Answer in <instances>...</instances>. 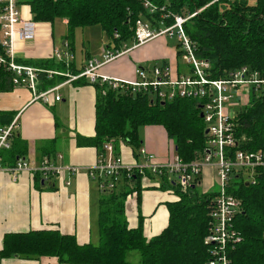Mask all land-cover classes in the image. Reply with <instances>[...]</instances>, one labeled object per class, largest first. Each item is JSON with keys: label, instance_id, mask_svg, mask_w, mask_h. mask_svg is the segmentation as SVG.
<instances>
[{"label": "trees", "instance_id": "1", "mask_svg": "<svg viewBox=\"0 0 264 264\" xmlns=\"http://www.w3.org/2000/svg\"><path fill=\"white\" fill-rule=\"evenodd\" d=\"M151 1L166 6L167 11L173 14L183 15L206 6L212 0ZM28 2L36 21L67 19L71 41L77 28L99 25L110 39L120 44L115 49L133 44L138 18L142 16L155 23L154 18L158 16V13H150L142 0ZM5 5L0 3V12ZM166 22L171 24L172 19L168 18ZM185 31L196 43V55L211 63L212 78L225 77L229 71L244 65L260 71L264 76V0L254 3L248 0L214 2L189 19ZM181 51L178 50L179 57ZM53 64V61H46L42 63V68L51 69L49 67ZM0 70V83L3 81L0 88L11 89V72ZM46 74L41 72L39 79L44 75L46 79ZM55 83L47 80L44 87L51 88ZM94 85L98 89L95 140L100 146V153L106 141L117 142L120 139L127 141L137 153L142 146L140 128L146 125L164 126L177 147L176 152L185 162L194 160L205 150L207 136L199 100L176 97L163 102L153 95L152 90L132 94L130 91L114 90L100 82ZM12 122L9 120L1 126ZM235 122L236 136L239 139L246 136L240 144L241 148L250 151L264 149V105L258 98L253 96L250 104L239 110ZM17 137L14 132L11 148L6 149L10 150V161L15 162L17 157L23 156H17L15 150ZM115 153L119 155L117 150ZM5 161L8 162V159L5 158ZM141 176L138 169H134L131 175L124 171L113 188L100 189L98 243L80 244L74 235L56 229L7 233L0 250L1 256H56L60 263L71 264H208L209 249L205 238L210 203L217 192H200L198 186L184 192L177 182L169 179L168 172L160 175L164 187H174L180 199L168 204L170 217L167 227L149 239L144 235L142 226L130 228L125 214L126 197L137 188L131 184L138 185ZM256 178L253 183L246 180L243 172L235 171L228 188L241 200V211L235 217L234 227L242 237L229 252V264H264V176L260 174ZM102 181L106 185L109 179L102 178ZM133 251L140 256L136 262L128 260V254Z\"/></svg>", "mask_w": 264, "mask_h": 264}, {"label": "crops", "instance_id": "2", "mask_svg": "<svg viewBox=\"0 0 264 264\" xmlns=\"http://www.w3.org/2000/svg\"><path fill=\"white\" fill-rule=\"evenodd\" d=\"M10 1L0 0V3L8 4ZM12 1L19 9L21 18L31 20L35 29L32 40L16 35L13 44L15 60L21 65L41 69L44 66L42 63L53 61L55 64L47 70L55 73L46 74V79L45 75L40 76L38 91L48 89L44 87L47 80L55 81L57 83L53 86H59L55 93L60 94L61 99L51 102L36 99L32 90L25 85L13 84L11 89L2 87L0 127L9 120L17 121L14 131L18 136L14 142L17 156L23 155L38 162L47 157L60 166L73 165L81 169L77 173L64 170L50 178L27 171L15 176L1 170L0 250L7 233L42 229H56L74 235L80 244L98 243L101 190L88 172L97 164L100 155V146L95 140L98 89L87 77L73 79L69 76L78 74L92 59L103 60L107 48L113 49L120 44L110 39L99 25L77 28L71 41L67 19L36 21L28 0ZM171 41L161 36L132 47L114 60L103 63L98 72L135 80L136 70L140 67L148 69L156 64L171 63L181 73L183 67L178 62L177 46ZM140 136L142 146H147L160 160H168L176 153L177 147L162 125L143 126ZM114 146L126 164L136 165L145 161L140 150L138 154L135 153V149L123 139L114 142ZM7 155L10 160L11 153ZM14 163L5 161L4 165ZM170 179L176 183L171 176ZM138 183L139 186L131 184L137 188L126 197L125 214L130 228L142 226L144 235L150 239L167 227L170 217L168 204L178 201L180 196L174 187H164L160 175L149 171L142 174ZM199 184L200 192H210L211 187L218 186L217 170L206 167ZM219 188L220 185L215 192ZM0 264L71 263H60L56 256L26 258L2 257L0 254Z\"/></svg>", "mask_w": 264, "mask_h": 264}, {"label": "built area", "instance_id": "3", "mask_svg": "<svg viewBox=\"0 0 264 264\" xmlns=\"http://www.w3.org/2000/svg\"><path fill=\"white\" fill-rule=\"evenodd\" d=\"M217 2L220 0H212ZM150 13H158L152 22L142 16L135 25L134 41L131 46L123 45L122 49L107 48L103 60L98 58L90 63L78 74L71 78H89L91 83L100 82L114 90L130 91L132 94L141 91H153L163 102L176 97L194 98L199 100V107L203 113L207 146L205 150L190 162L183 161L180 156L173 153L168 160H160L156 153L147 146H142L141 154L145 161L136 165L126 164L121 155L115 153L112 140L103 145L96 165L88 169L91 178L98 182L100 189L113 188L119 181L122 172L131 175L134 169L141 174L150 170L155 175L167 173L175 175L177 183L186 191L198 181L206 167L217 170L220 190L210 203L208 233L205 243L209 249L208 264H229V252L242 240L240 233L234 227V220L241 211V200L228 191L235 171L243 172L246 180L255 183L257 175L264 176V149L250 151L240 147L246 138L236 136L235 118L240 109L250 104L251 95H255L264 105V76L260 71L248 65L231 70L225 77H211V63L209 60L196 55L195 43L186 35L183 26L193 16L201 12L202 8L186 15L173 14L167 11L166 6L156 5L151 0H142ZM168 18L172 23L168 24ZM0 69L12 74L14 85L28 86L35 98L44 102L60 100L61 95L56 94L58 87L38 91L39 74L55 73L52 70L41 69L35 66L21 65L15 60L14 40L16 35L32 40L35 37L34 23L21 18L20 11L11 0L0 12ZM160 36L176 37L180 47L184 50L183 59L189 64L188 69L176 73L170 65H154L151 68H138L137 79H122L100 74L99 67L106 62L114 60L132 47L142 45L149 40ZM58 73V72H57ZM106 93V90H103ZM17 121L0 127V171L6 170L15 176L21 172L40 174L43 178L59 175L64 170L77 173L78 166H60L50 158L34 161L27 157H19L15 164L4 165L1 151L11 148L13 133ZM102 178H108L106 185ZM170 179V177H169Z\"/></svg>", "mask_w": 264, "mask_h": 264}, {"label": "rangeland", "instance_id": "4", "mask_svg": "<svg viewBox=\"0 0 264 264\" xmlns=\"http://www.w3.org/2000/svg\"><path fill=\"white\" fill-rule=\"evenodd\" d=\"M221 1V0H220ZM250 3H254L256 0H248ZM217 2H219V1H217ZM214 2L213 1H211L209 4H207L206 6H209V5H211V4H213ZM206 6H204V7H201L202 8V10L206 7ZM198 9H200V8H198ZM197 10V9H196ZM201 10V11H202ZM194 13H195V11H193ZM189 13H191V12H189ZM189 13H187V14H189ZM200 13V12H199ZM198 13V14H199ZM183 15H186V14H183ZM194 17V16H193ZM192 18V17H191ZM190 18V19H191ZM186 24V23H185ZM183 28H184V30H185V25L183 26ZM185 33H186V31H185ZM186 35H187V33H186ZM188 36V35H187ZM161 37V36H160ZM163 37H166V38H169V37H167V36H163ZM155 39V38H154ZM169 39H172V44H174V46L176 47L178 44H179V42H178V40L176 39V37H173V38H169ZM134 41V40H133ZM150 41V40H149ZM194 42V41H193ZM176 43H177V45H176ZM195 43V42H194ZM195 45H196V43H195ZM177 48V58H178V62H179V64L181 65V67H183V69H182V71L181 72H183V71H186L187 69H188V66H189V64L183 59V54H185L184 53V50H182L181 49V47H180V44H179V47H176ZM178 50H182L181 51V53H182V55L179 57L178 56ZM178 64V65H179ZM159 65V64H158ZM161 65H170L173 69H174V71L176 72V73H178V70L177 69H175V66H173L171 63H167V64H160V66ZM179 74V73H178ZM76 75V74H75ZM69 78H70V76H69ZM80 78V77H79ZM78 79V78H77ZM54 87V86H53ZM56 87H58L59 88V86H56ZM52 88V87H51ZM49 89V88H48ZM45 90H47V89H45ZM44 91V90H43ZM253 96L255 97V95L253 94V95H251V99L253 98ZM251 99H250V102H251ZM245 138H246V136H245ZM113 141V140H112ZM142 147V146H141ZM141 149V148H140ZM10 153V151L9 150H6V149H4L3 151H2V154H3V156H4V158H6V159H8L7 158V154H9ZM141 153V152H140ZM176 154H178L177 152H176ZM8 161H10V160H8ZM147 171H149V172H151L150 170H147ZM204 171V170H203ZM203 173V172H202ZM202 175V174H201ZM201 175L199 176V179H198V181L196 182V183H194L196 186H199V188L201 187V185L199 184L200 183V177H201ZM217 175H218V173H217ZM170 176L171 177H176L175 175H172V174H170ZM219 176V175H218ZM219 178V177H218ZM175 179V178H174ZM176 180V179H175ZM177 182V181H176ZM193 185V184H192ZM192 185H191V187H192ZM219 185H220V183H219ZM219 185L218 186H214V187H211V191L210 192H215L216 190H217V187H219ZM180 186V185H179ZM181 188V187H180ZM194 188V187H193ZM181 190L182 191H184L182 188H181ZM219 190H220V188H219ZM219 190L217 191V194H218V192H219ZM187 191V190H186ZM185 192V191H184ZM216 194V195H217ZM215 195V196H216ZM139 258H140V256H139V254H138V252H136V251H133V252H130L129 254H128V260L129 261H132V262H136V261H138L139 260Z\"/></svg>", "mask_w": 264, "mask_h": 264}, {"label": "water", "instance_id": "5", "mask_svg": "<svg viewBox=\"0 0 264 264\" xmlns=\"http://www.w3.org/2000/svg\"><path fill=\"white\" fill-rule=\"evenodd\" d=\"M201 117H203V113L202 112H201ZM207 132H208V129L205 130V133H207ZM192 187H196V185L193 184Z\"/></svg>", "mask_w": 264, "mask_h": 264}]
</instances>
